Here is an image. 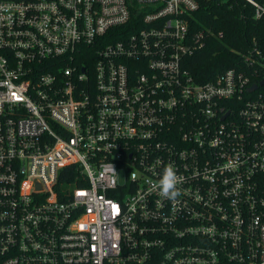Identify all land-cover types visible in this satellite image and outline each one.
Segmentation results:
<instances>
[{
  "label": "built area",
  "instance_id": "2783aa9c",
  "mask_svg": "<svg viewBox=\"0 0 264 264\" xmlns=\"http://www.w3.org/2000/svg\"><path fill=\"white\" fill-rule=\"evenodd\" d=\"M199 8L0 0V264H264V51L197 80Z\"/></svg>",
  "mask_w": 264,
  "mask_h": 264
},
{
  "label": "trees",
  "instance_id": "16d2710c",
  "mask_svg": "<svg viewBox=\"0 0 264 264\" xmlns=\"http://www.w3.org/2000/svg\"><path fill=\"white\" fill-rule=\"evenodd\" d=\"M200 8L190 22L193 30H211L206 46L188 59L193 76L199 81L214 79L230 67L237 53L254 42L264 51V17L256 18L254 7L245 0H199ZM223 35L219 36L218 33ZM69 177L67 183L74 184Z\"/></svg>",
  "mask_w": 264,
  "mask_h": 264
},
{
  "label": "clouds",
  "instance_id": "9594fccd",
  "mask_svg": "<svg viewBox=\"0 0 264 264\" xmlns=\"http://www.w3.org/2000/svg\"><path fill=\"white\" fill-rule=\"evenodd\" d=\"M114 171V170H113ZM180 178L172 165L164 168L162 177L158 181V189L161 196L175 202L182 194L178 184Z\"/></svg>",
  "mask_w": 264,
  "mask_h": 264
},
{
  "label": "water",
  "instance_id": "95a60500",
  "mask_svg": "<svg viewBox=\"0 0 264 264\" xmlns=\"http://www.w3.org/2000/svg\"><path fill=\"white\" fill-rule=\"evenodd\" d=\"M261 85H264V79H263L259 84H254V85L250 88V90H252V89H256V88H258V87L261 86Z\"/></svg>",
  "mask_w": 264,
  "mask_h": 264
}]
</instances>
